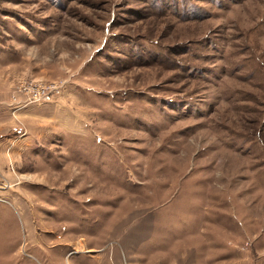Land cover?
Instances as JSON below:
<instances>
[{
    "label": "rangeland",
    "instance_id": "obj_1",
    "mask_svg": "<svg viewBox=\"0 0 264 264\" xmlns=\"http://www.w3.org/2000/svg\"><path fill=\"white\" fill-rule=\"evenodd\" d=\"M11 78L0 264H264V0H0Z\"/></svg>",
    "mask_w": 264,
    "mask_h": 264
},
{
    "label": "built area",
    "instance_id": "obj_2",
    "mask_svg": "<svg viewBox=\"0 0 264 264\" xmlns=\"http://www.w3.org/2000/svg\"><path fill=\"white\" fill-rule=\"evenodd\" d=\"M60 91L61 84L58 82L23 78L16 84L12 98L17 106H25L31 102L53 101Z\"/></svg>",
    "mask_w": 264,
    "mask_h": 264
},
{
    "label": "crops",
    "instance_id": "obj_3",
    "mask_svg": "<svg viewBox=\"0 0 264 264\" xmlns=\"http://www.w3.org/2000/svg\"><path fill=\"white\" fill-rule=\"evenodd\" d=\"M15 81L11 78L10 82H7L6 85L0 86V110L3 113V122L2 128L11 129L13 126L19 125L20 117H24L26 110L25 106H17L16 102H14L12 95H13V85ZM16 107V108H15ZM15 117H18L17 119ZM24 120V118H23Z\"/></svg>",
    "mask_w": 264,
    "mask_h": 264
}]
</instances>
